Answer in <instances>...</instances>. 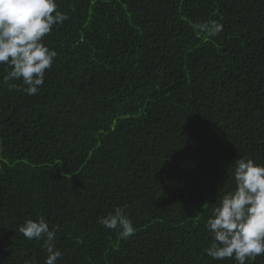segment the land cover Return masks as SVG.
<instances>
[{
    "label": "trees",
    "instance_id": "trees-1",
    "mask_svg": "<svg viewBox=\"0 0 264 264\" xmlns=\"http://www.w3.org/2000/svg\"><path fill=\"white\" fill-rule=\"evenodd\" d=\"M38 94L0 64V264H236L205 252L235 161L264 165V0H56ZM55 14V13H53ZM218 21L208 38L196 23ZM123 207L120 239L100 218ZM246 264H264V255Z\"/></svg>",
    "mask_w": 264,
    "mask_h": 264
},
{
    "label": "clouds",
    "instance_id": "clouds-1",
    "mask_svg": "<svg viewBox=\"0 0 264 264\" xmlns=\"http://www.w3.org/2000/svg\"><path fill=\"white\" fill-rule=\"evenodd\" d=\"M67 19V14L57 10L56 0H0V64L10 69L3 76L5 84L20 80L25 87L14 83L10 87L29 96L39 93L45 72L57 56L43 38L54 25ZM194 27L208 38L223 31L222 24L215 20ZM233 179L234 188L223 194L206 221L212 242L205 252L215 260L231 258L236 264H246L264 255V165L248 158L236 159ZM99 223L116 230L120 239H128L136 231L120 206L100 218ZM57 227L50 229L43 217L26 220L18 227L26 239L44 240V264H56L61 256L55 247Z\"/></svg>",
    "mask_w": 264,
    "mask_h": 264
}]
</instances>
